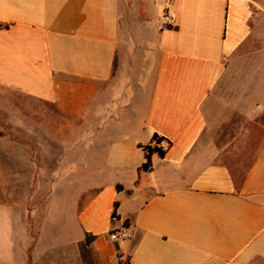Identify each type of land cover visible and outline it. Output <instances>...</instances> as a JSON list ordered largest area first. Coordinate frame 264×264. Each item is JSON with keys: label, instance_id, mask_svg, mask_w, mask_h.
I'll use <instances>...</instances> for the list:
<instances>
[{"label": "crops", "instance_id": "obj_1", "mask_svg": "<svg viewBox=\"0 0 264 264\" xmlns=\"http://www.w3.org/2000/svg\"><path fill=\"white\" fill-rule=\"evenodd\" d=\"M1 97L0 264H264V0H0Z\"/></svg>", "mask_w": 264, "mask_h": 264}, {"label": "rangeland", "instance_id": "obj_2", "mask_svg": "<svg viewBox=\"0 0 264 264\" xmlns=\"http://www.w3.org/2000/svg\"><path fill=\"white\" fill-rule=\"evenodd\" d=\"M164 11H162L163 13ZM0 101H3L0 105H4L6 108H12V104H11V98L9 97H1ZM10 110V109H9ZM9 110H6L7 112ZM57 125L55 122H51L48 125V129L52 130V136L55 138H59V135H57V133L55 132V129ZM53 171H59V169H53ZM60 187L59 184H53V185H49V184H36V185H16V187H14L11 190V185H5V187L8 190V195H7V199L10 202L13 203H17L18 205H20L23 209H24V215L26 216V218L28 217V208L30 206V203L32 202V197L34 196L35 191L40 195V192H45L47 191L50 187ZM37 194V195H38ZM41 202V201H40ZM59 202V201H58ZM39 207H43L42 203L38 204ZM124 264V263H122Z\"/></svg>", "mask_w": 264, "mask_h": 264}, {"label": "trees", "instance_id": "obj_3", "mask_svg": "<svg viewBox=\"0 0 264 264\" xmlns=\"http://www.w3.org/2000/svg\"><path fill=\"white\" fill-rule=\"evenodd\" d=\"M171 143L167 139L157 134H154L151 139L150 145L141 147L144 153L146 154V161L141 166V169L145 172L151 170L150 157L153 153L158 154V156L163 157L167 149L170 147ZM112 218L117 219L116 212L112 213ZM93 237L89 234H86V243H89L90 239ZM126 264V263H124Z\"/></svg>", "mask_w": 264, "mask_h": 264}, {"label": "built area", "instance_id": "obj_4", "mask_svg": "<svg viewBox=\"0 0 264 264\" xmlns=\"http://www.w3.org/2000/svg\"><path fill=\"white\" fill-rule=\"evenodd\" d=\"M173 20H174V13L171 10H165L159 18V21L163 27L172 25ZM112 220H116V219L112 218ZM128 237L129 234L125 228L112 230L108 233V239L112 242L124 240L127 239Z\"/></svg>", "mask_w": 264, "mask_h": 264}]
</instances>
